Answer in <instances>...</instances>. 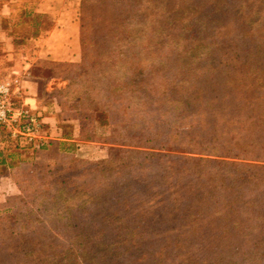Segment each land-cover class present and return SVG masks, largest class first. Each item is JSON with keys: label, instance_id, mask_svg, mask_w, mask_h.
<instances>
[{"label": "rangeland", "instance_id": "1", "mask_svg": "<svg viewBox=\"0 0 264 264\" xmlns=\"http://www.w3.org/2000/svg\"><path fill=\"white\" fill-rule=\"evenodd\" d=\"M60 1L67 12H74L77 21L81 0ZM100 2L89 0L83 12V62L46 61L35 72L39 103L52 115V128L65 145L60 155L49 159L46 154L38 160L64 178L77 180L78 205L91 195L96 198L97 208L91 209L95 216L98 213V219L94 224L87 220L82 227V231L96 235L101 244L90 250L103 258L100 264H264L262 206L230 210L223 204H195L190 215L199 213L201 220L195 222L200 216H193L188 230H181V223H174L173 218L188 212L189 201L176 202V211L168 212L170 219L164 212L165 225L158 226L149 219L153 226L146 229L140 246L136 245L141 238L131 240L136 245L108 248L103 244L105 237L117 235L119 242L122 235L136 229L121 220V204L110 202L115 184L128 183L122 177L117 180V173L137 171V180L140 179L138 161L127 158L128 154L171 155L159 150L161 142L168 141V148L177 147L181 143L176 134L201 122L197 116L200 113L205 112L207 117L215 113L217 122L240 114L236 127L246 128L253 136L244 141L245 149L257 151L264 160V0ZM20 13L18 9L15 22L20 21ZM26 23L14 32L30 35L31 19ZM224 84L240 95L247 91L250 99L262 98L250 100L251 107L247 101L224 98ZM230 89L227 92L231 93ZM256 137H261L262 145L255 150L252 141ZM136 145L141 148L133 147ZM181 145L188 149L193 142L187 138ZM206 147L202 144L199 150ZM110 161L111 165H98ZM84 172L90 173L94 182L85 179ZM150 174L157 175L154 171ZM38 179L50 180L42 176ZM37 180L22 192L0 181V212H10L0 223V264H21L15 249L29 252L31 239H37L27 232L17 238L21 225L31 229L25 222L29 215L42 221L48 217L49 212L39 210L37 203H48L54 193L45 194L44 183ZM86 186L92 189L91 194L84 192ZM124 196L126 202L138 199H132L129 193ZM138 211L144 213L142 209ZM213 211L234 223L232 227L235 222L238 226L228 234L214 230ZM13 216L19 220L15 226ZM66 231L71 233L73 229ZM174 240L177 243L173 244ZM60 242L59 246L68 250L65 240ZM8 250L14 253L10 252L11 257ZM40 258L45 261L44 256ZM23 261L37 264L34 256H26Z\"/></svg>", "mask_w": 264, "mask_h": 264}, {"label": "trees", "instance_id": "2", "mask_svg": "<svg viewBox=\"0 0 264 264\" xmlns=\"http://www.w3.org/2000/svg\"><path fill=\"white\" fill-rule=\"evenodd\" d=\"M39 1H25L13 8L15 13L18 9L21 11L20 20L28 18L32 21V33H30L27 42L25 41L27 35L11 33L13 46L18 57L32 55L34 45L30 40L53 28L51 17L33 14L32 8ZM88 1L81 0L80 9L78 10L80 16L77 15L80 44L83 12L86 11ZM92 1L99 3V5L102 4L101 0ZM83 60L84 54L82 52L81 60L75 62V64L82 63ZM224 89L226 91L224 98L234 101L239 99L244 100V102L247 101L249 107H251L250 100L256 102L259 98H262L253 97L250 99L247 91L245 95H240L235 90H231L228 84H224ZM227 89L232 92H227ZM9 104L13 108H23L14 99H10ZM208 114L209 117L205 112L200 113L197 116L199 120H202L201 122H197L195 127H189L188 130L176 134L181 144L189 138L190 142H193V147L183 149L182 145L179 144L175 148H168L166 137V142H161L159 150L172 153L171 155L156 152H130L128 154L127 158L139 162H137V166L140 167V175H138L140 179L137 180V171H134L135 174L132 171L123 175L117 173V180H119L118 177H122L128 183L125 182L122 185L114 183L115 190L110 202L121 204L124 209L121 220L125 221L130 229L135 227L136 229L128 235H122L123 239L119 242H116L119 240L117 235L110 239L105 237L104 246L113 248L115 245L122 244L136 245L131 240L141 238V241L139 240L136 245L140 246V242L144 241L142 236H146V229L148 230L149 226H153L149 219L152 218V223L158 226L165 225L164 212L167 213L165 215L166 219H170V213L168 212L170 210L176 211V206H174L176 202L186 203L189 201L188 212L183 213V216L179 214V217L173 218L174 223H181V230H188L190 218L193 222V216H200V219H194L195 222L201 220L202 215L199 213L194 214L191 212L190 215L191 207L195 204L203 207L211 203L215 205L223 204L230 210L233 208L251 209L260 206L264 208V160L257 151H247L245 149L247 144L244 141L253 136L249 135L246 128L236 127L241 120L240 114L229 115L230 118L226 120L222 117L218 122L215 113ZM255 140L252 141V146H255L256 150L258 147L261 148V137H256ZM202 144L208 147L199 150V146ZM64 147L65 145L60 142L27 143L21 137L12 138L7 128H0V170L2 171L4 166L8 165L9 171L6 169L5 171L9 172V177L21 192L29 184L34 185L35 180L40 176L50 178L45 182L42 179L40 180L46 187L44 189L46 190L45 194L54 193L48 203H37L39 210L49 212L48 217L45 218L46 220L42 221L37 216L32 219L29 215L25 222L26 225L31 226V229H27L23 225L18 229L17 238L19 239L21 232H27L29 237L34 236L37 238L31 239L32 246H29V252L23 251L21 248L15 249L16 253L20 254L21 264H23V259L26 256H34L37 264H80V261L86 264H100L103 260L102 257L97 258L94 251L90 250L94 246H101L96 235L92 232L82 231V227L87 224V220L94 224V220L98 219V213L95 216L91 209L96 198L91 195V197H87V200L80 202L81 205H78L75 193L79 192L80 185L76 183L77 180L64 178L55 169L40 162L37 158L35 159V155L39 151H47V157L52 159L53 155H60L64 151ZM133 147L141 148L138 145ZM71 163H74V161H71ZM111 164L112 161L99 163L98 165ZM151 171L156 172L157 175H151ZM82 176L85 179L88 177L90 183L94 182V178L90 173L86 175V172H84ZM208 188L210 189L207 190ZM90 191L92 189L86 186L84 191L86 195L88 192L91 194ZM128 193L131 194L132 199H138L126 202L124 195H128ZM84 208L86 209L84 210ZM138 209H142L144 213H140ZM82 210H84V213ZM8 213H10L8 210L0 212V223L4 222L3 220ZM211 215V218L216 221V223L212 222L211 228L221 231L222 234H228L234 230V227L238 226L235 222V226L232 227L234 223H229L226 217H222L221 213L217 211H213ZM11 221L14 226L19 222L14 216ZM202 223L205 224L206 219ZM69 228H72L73 232L68 233L66 229ZM61 240H65V243L69 246L68 250L59 246L58 243H63L60 242ZM40 241L43 242V245ZM172 242L173 244L177 243L176 240ZM10 252L12 251H7L9 257H11ZM41 255L45 257V261L41 260ZM47 259L48 261L52 260V262L49 263ZM96 261L97 263H95Z\"/></svg>", "mask_w": 264, "mask_h": 264}, {"label": "crops", "instance_id": "3", "mask_svg": "<svg viewBox=\"0 0 264 264\" xmlns=\"http://www.w3.org/2000/svg\"><path fill=\"white\" fill-rule=\"evenodd\" d=\"M23 4L22 0H3L0 3V78H15L18 82L11 98L18 101L21 107L35 110L42 121V142L59 143L60 135L52 128V115L38 100V82L35 72L40 63L51 61L55 63L79 62L81 50L79 28L74 12H67L60 0H40L33 8V14L48 15L53 21V28L30 40L34 47L32 55L18 57L13 46V33L17 27L26 25L28 18L15 22L14 7ZM32 28V25H30ZM30 36H26V42ZM26 154V153H25ZM47 151H39L35 159L46 156ZM8 165L0 170V181L14 185L9 177Z\"/></svg>", "mask_w": 264, "mask_h": 264}, {"label": "built area", "instance_id": "4", "mask_svg": "<svg viewBox=\"0 0 264 264\" xmlns=\"http://www.w3.org/2000/svg\"><path fill=\"white\" fill-rule=\"evenodd\" d=\"M17 84L15 78H0V128H7L12 138L21 137L27 143L42 142L43 124L35 110L13 108L9 104Z\"/></svg>", "mask_w": 264, "mask_h": 264}]
</instances>
